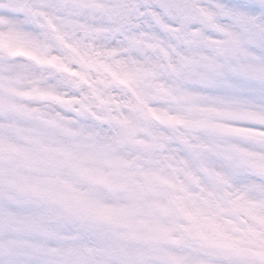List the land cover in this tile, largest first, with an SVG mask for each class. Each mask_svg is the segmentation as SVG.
<instances>
[{"label":"snow or ice","instance_id":"1","mask_svg":"<svg viewBox=\"0 0 264 264\" xmlns=\"http://www.w3.org/2000/svg\"><path fill=\"white\" fill-rule=\"evenodd\" d=\"M0 264H264V0H0Z\"/></svg>","mask_w":264,"mask_h":264}]
</instances>
